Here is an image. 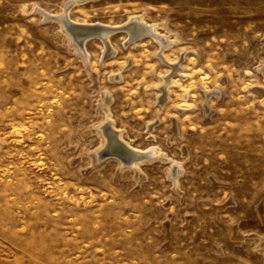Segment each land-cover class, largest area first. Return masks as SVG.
Segmentation results:
<instances>
[{
  "label": "rangeland",
  "instance_id": "obj_1",
  "mask_svg": "<svg viewBox=\"0 0 264 264\" xmlns=\"http://www.w3.org/2000/svg\"><path fill=\"white\" fill-rule=\"evenodd\" d=\"M71 1L0 0V264H264V0L71 5L80 26L144 13L177 33L175 72L148 36L82 52L41 12ZM106 94L133 146L182 164L177 184L170 161H95Z\"/></svg>",
  "mask_w": 264,
  "mask_h": 264
},
{
  "label": "bare ground",
  "instance_id": "obj_2",
  "mask_svg": "<svg viewBox=\"0 0 264 264\" xmlns=\"http://www.w3.org/2000/svg\"><path fill=\"white\" fill-rule=\"evenodd\" d=\"M80 1L86 0H72V3H67L64 12L60 14L53 15L43 10L41 12H43L46 18L58 20L62 27L67 31L69 36L73 38L74 44L82 52H85V44L89 36L92 34H97L100 36L104 44V56L114 53L115 50L113 49V45L110 41V36L117 31H124L129 35L126 43H131L143 36H148L155 40L159 45V57L172 66L174 70L173 72L183 70L181 59L179 61H170L167 60L165 55V51L167 49L173 45L179 44L180 40L177 33L171 32L170 30L162 32L160 28L163 26V24L148 23L144 13L130 16L129 20L123 24H102L97 26L94 24H88L86 26H80L68 18L71 5ZM185 53L186 51H183L181 54L185 55ZM262 69H264V67ZM164 78L165 84L163 86V92L164 96L168 97L167 95L169 94V87L174 84L172 73L170 72ZM101 107L104 111V118L102 122L99 123L98 128L103 134V143L99 148H97L95 152V161L100 162L106 154H114L117 151L129 153L128 157L123 156L124 159L122 165L123 167H134L139 172L140 177L143 176V172L141 171V164L143 161L155 159L170 161L171 164L169 166L168 173L173 181L177 184L179 174L183 169L182 164L167 157V154L163 152L160 147L137 148L133 146L132 141L125 138L124 131L114 127L115 120L112 117L111 97L108 94L101 98ZM153 125L154 123H152L149 127L152 128Z\"/></svg>",
  "mask_w": 264,
  "mask_h": 264
}]
</instances>
